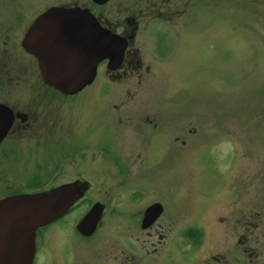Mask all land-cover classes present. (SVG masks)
Masks as SVG:
<instances>
[{"label":"rangeland","instance_id":"1","mask_svg":"<svg viewBox=\"0 0 264 264\" xmlns=\"http://www.w3.org/2000/svg\"><path fill=\"white\" fill-rule=\"evenodd\" d=\"M168 1L172 19L148 21L136 35L138 74L109 77L101 69L74 99L55 100L60 135L73 130L75 148L88 144L87 160L69 158L59 181L79 172L90 188L38 240L35 264H109L114 256L119 264L128 249L153 242L139 216L132 227L126 217L154 201L167 210L157 228L161 264L195 261L196 242L201 255L193 264L211 249L241 259L232 254L241 236L249 242L245 264H264V0ZM70 2L0 0L7 96L40 95L32 85L38 65L20 41L33 18ZM90 203L106 212L84 239L74 227Z\"/></svg>","mask_w":264,"mask_h":264},{"label":"flooded vegetation","instance_id":"2","mask_svg":"<svg viewBox=\"0 0 264 264\" xmlns=\"http://www.w3.org/2000/svg\"><path fill=\"white\" fill-rule=\"evenodd\" d=\"M100 1L101 0H71L69 5H60L66 8L76 7L87 10L101 29H105L112 35H116L125 40V51L118 67L115 64L109 65V61L105 59V61L99 63L96 71L97 75L101 69L104 70V74L109 77H116V75L126 76L128 73L138 74L142 68V61L139 57L138 49L136 50V48L133 47L137 41L136 35L141 30L142 26H145L144 28L147 27L148 21L163 23V21L172 19L170 14L172 3L170 4L168 0H107L103 3H99ZM33 19L25 29L23 37L27 33L26 31L33 22ZM24 53L33 58L31 54L29 55L25 51ZM111 67L116 68L113 69ZM32 69L36 72V66L33 64ZM3 77L4 76H0V199L15 195L43 193L74 182L86 183L87 191L84 194V196H86L90 188V182L88 183L83 180L84 177L81 173H75L68 182H60L59 178L62 176L61 169L68 163L67 160L69 158L79 157L84 161L87 160L84 153L87 151L86 148L88 144L84 146L81 145L84 148L80 150L78 147L75 148L73 145L77 146L78 144L75 143H78L79 140L77 136L74 137L73 130H66L63 136L60 135L58 131L59 127L56 125L57 121L53 108L56 99L64 102L68 98L74 99L81 92L76 93L75 96L61 95L54 89L45 85L39 74V78L34 79L32 85L33 87H39L40 95L35 93L29 97L11 96L10 94L7 96L5 86H9L10 88L12 84L11 82L6 84V82L2 80ZM66 138L70 139L67 140ZM69 147L72 150L73 156L69 155ZM53 149L57 151L55 152ZM45 150H49V152L44 154ZM81 202L82 201L79 200L69 213H72L73 210L81 206L83 204ZM156 203L160 205L162 211L151 225L142 229L141 219L144 211L147 207ZM160 203L161 202L154 201V203L144 207L140 214L137 211L138 213L136 212L134 215L126 217L132 227V225H137L136 219L139 216V228L147 232V238L154 240L149 245L147 239H145V246H142V250H139V248L128 249L130 251L123 255L119 264H161L160 258L165 253V243L163 242L164 235L159 233L157 228L161 229L159 222L167 210ZM93 204L94 203H90L88 210H90ZM101 205L102 220L106 212V205ZM101 220L92 236H94L101 227ZM45 231L47 230L43 229L36 234V245L38 240L40 242V240L46 236L44 235ZM74 232L76 233L75 227ZM244 238H246V236H241V238L237 239L235 242L236 251L232 253L235 255L236 252L238 256L241 254V256H239L241 259L226 258V256L216 254L212 251L213 249H211L209 256L206 258L207 261L200 264H245L244 256L246 254V249L249 248L247 246L249 242L245 241ZM200 247V243L196 242L194 244V248L198 251V256L195 258V261L189 264L199 261L198 259L201 255ZM38 248L39 246L36 247L33 264L36 263ZM222 249L228 250L229 248L223 245ZM255 249H257V247H255ZM227 252L230 251L228 250ZM140 257L142 262L138 263V258ZM108 259L109 264H118L116 256ZM127 259L129 261H127ZM69 260H65L66 263L64 264H69V262H67Z\"/></svg>","mask_w":264,"mask_h":264},{"label":"water","instance_id":"3","mask_svg":"<svg viewBox=\"0 0 264 264\" xmlns=\"http://www.w3.org/2000/svg\"><path fill=\"white\" fill-rule=\"evenodd\" d=\"M21 43L36 59L43 83L62 95H74L92 84L103 60L118 67L126 47L124 39L101 29L87 10L62 6L40 14ZM85 191V183L74 182L0 200V264H32L37 228L67 214ZM161 211L159 204L146 208L141 228L151 225ZM101 214L102 205L94 204L76 226L77 232L90 237Z\"/></svg>","mask_w":264,"mask_h":264}]
</instances>
